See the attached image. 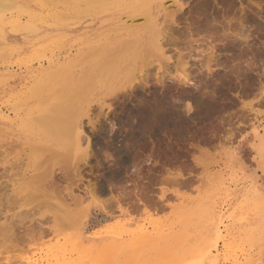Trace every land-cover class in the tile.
Returning a JSON list of instances; mask_svg holds the SVG:
<instances>
[{
	"label": "rangeland",
	"instance_id": "374dc122",
	"mask_svg": "<svg viewBox=\"0 0 264 264\" xmlns=\"http://www.w3.org/2000/svg\"><path fill=\"white\" fill-rule=\"evenodd\" d=\"M15 1L35 13L39 31L33 34L14 29L17 22L30 24L28 13L9 14L7 23L0 24V80L9 79L6 86H0V117L10 114L9 120L0 118V257L3 253L6 257L0 261L10 259L2 264H21L35 254L63 257L68 252L77 264H209L197 255L214 240L221 208L224 218L235 215L227 222L231 232L228 242L233 247L229 255L246 252L252 264H264V215L256 198L264 192V155L252 146L255 124L264 125V0H178L161 16L174 27L170 30L173 36L168 34L172 50L167 52L175 58L168 62L174 68H170L172 75L169 73L173 79L160 85L152 76L149 86L128 93L124 101L114 97L117 92L107 96L112 105L104 112L102 99L95 102L92 114L98 123L93 127L84 119L92 143L90 158L77 166L74 161L55 165L58 158H54L49 163L51 169L46 162L43 167L53 168L50 172L55 173L43 179L45 184L53 178L50 185L29 182L32 172L24 173L27 161H22L25 153L21 150L26 146L15 147L22 120L8 100L31 86L42 68L37 52L46 51L50 57L59 34L68 40L56 54L61 59L74 56L84 42L99 38L112 27L117 15H83L57 28L55 14L69 10L62 1ZM241 6L245 15H250V29L255 26L261 32L256 30V37L248 44L236 42V49L233 40L224 41L225 51L217 42L215 52L220 62L228 58L232 64L236 59L233 64H242L244 71H238V78L215 66L213 74L201 71L202 60L211 54L215 42L201 41L204 35L197 36L196 29L207 20L220 21V26L233 19L239 21L244 14ZM190 30H195L194 35L188 34ZM191 37L200 38V42ZM251 45L253 55L248 52L239 59L241 51ZM177 50L192 56L193 66L186 71L192 72L191 85H181L174 78L184 74L174 67ZM153 66L152 74L162 72L157 62ZM38 186L46 188L44 195ZM147 222L155 228H150L146 240L133 244L140 233L127 232L137 231ZM110 232H123L124 236L114 242L109 239ZM2 248L15 252L5 253ZM220 249L227 253L223 244ZM11 253H15L12 259Z\"/></svg>",
	"mask_w": 264,
	"mask_h": 264
},
{
	"label": "bare ground",
	"instance_id": "6f19581e",
	"mask_svg": "<svg viewBox=\"0 0 264 264\" xmlns=\"http://www.w3.org/2000/svg\"><path fill=\"white\" fill-rule=\"evenodd\" d=\"M60 1H62L69 8V10L66 13L55 14L57 15L56 16L57 21H59V24L56 26L57 28L68 26L67 24L70 23L69 21H72L73 19H77L78 17L83 15L85 16V15H93V14L110 13L112 15H117V21L112 22V27H110L105 33L99 36V38L97 39L90 38V40L84 42L83 44L81 43L82 47L78 52V54L74 56H68L67 58L64 59H61L59 57L60 55L56 54V50L59 49V47L63 43H65L67 38L62 34H59L56 37V39L53 41L55 47L54 49H51L52 51L50 57L47 56L46 51L41 50L42 52H37L36 59L41 60L40 64L42 68L40 72L35 76L31 86L23 90L20 94L15 96V98H13L11 101L8 100L9 103H12L11 107L13 112H15L16 116L17 115L20 116L22 120V125H21L22 131L20 132L19 135L16 136V141L18 143L13 142L16 143V145L15 144L13 145H15V147L20 146L19 144L26 146V149L21 150L22 153H25L24 156L22 155L23 159L24 157L25 159L23 160L21 157L22 161L23 162L27 161L24 163L26 166L25 167L26 171L24 170V173L31 171L32 175L30 174L31 176L30 175L28 176L31 179L29 182L34 181L35 183V181L36 182L40 181L37 183L40 184L42 183L43 185H45L46 183L49 184V180H50L47 179L48 182L47 180H45V184H44L43 183L44 178L48 177L49 174H55L52 173L54 172L52 171L54 170L53 168L52 170H50L51 164L49 163L51 162L52 159L58 158L56 160L57 162L55 163V165L59 164V166H62V165H66L68 162L72 163L74 161L76 162L75 165L77 166L78 162L79 164L80 162L86 163V161H88V159L90 158L92 153L91 152L92 143L90 137H88L85 131L84 119H87L88 124L93 127H95V124L98 123V117L96 118L95 115L92 114V108L95 102H98L102 99L101 100L102 102L100 103L101 111L108 105L109 106L107 108L110 109V106L112 104L111 103L108 104L107 103L108 101H106L105 97L112 96L113 94L115 95V93L117 92V94L114 97L117 98V100H120V97L121 98L123 97V101H124V99H127L126 97L129 96L128 93L132 95V92L135 91V89H145V87L149 86L148 85L150 81L149 79H151L152 76H154V79L158 84L160 85L165 84L166 83L165 81L167 79L169 80L170 78H172L170 68L173 67H170L168 62H171L173 59H175L173 58V55L167 56V52H170L172 50L169 48V46H172L170 40L172 37L169 38L170 35L168 34L171 33V36H173L172 31L170 30L171 28L173 29L174 27L173 24L172 26L171 24H168V21L164 22V20L161 19V16L163 13L168 12V10L174 4L178 3V0H60ZM239 1L240 3L242 2L241 0ZM258 5H256V7H259ZM115 6H117V8H115ZM241 9H242L241 10V15H242L244 13V10L246 9L243 8V6H241ZM13 13H17L19 16L23 13H28L31 18L30 24L25 26H22L20 22L14 23L13 27L15 30L28 31L33 34H36L39 31V26L37 24L38 21L35 20L37 16L32 10L21 6L15 0H0V24L2 25L6 24L9 14H13ZM106 15L109 16V14ZM248 17L244 13L240 17L239 21L238 20L235 21L233 19L221 26L218 24L220 21L217 23L215 21H208L206 19L207 20L206 24H203V26L199 25L198 30L196 29L195 34L198 33L204 35L201 41H204L206 43L209 42L210 44H212V42L213 43L215 42L214 43L215 45L213 44L214 45L213 48L211 47L212 49L211 54L207 56L205 59L202 57L204 60H202L203 64L202 67H200L202 68L201 71L204 69V71H206L207 73L213 74L214 72L213 66H215V68L217 69H224V70L228 69L231 72V74L234 76H236L237 74L239 75L238 72L239 70H241L242 72L244 71V68L242 69L240 68L243 67L242 64L241 66H239L240 65L239 63L233 64V62H235L236 59L235 60L232 59L233 65L230 63V61L228 63L227 61L229 60L228 58H226L225 60L227 64L225 63V61H221L222 62L221 63L219 59L220 55L217 54L218 51L217 52L215 51L218 45L217 42H220L219 44H222L223 46L222 50H224L226 49L224 48L226 45L224 41L233 40L235 42L234 43L235 48L233 49H236L238 47V45H236V42L241 40L239 42L242 43V41H244L245 44H248L249 40L256 37L255 36V34H257L256 30H258L257 32H261V30L259 31V29L253 28L255 26H253L250 29L251 26H249L250 20L248 19ZM261 19L264 20V18L262 17ZM234 24L236 26H234ZM178 29L179 28H177L176 30ZM220 29L222 34H220ZM191 30L189 31L191 33L188 34L194 35L193 32L195 30L193 32ZM196 39L197 38L193 39V42L199 43L200 38L198 40ZM233 41L231 42L233 43ZM228 46L230 45H227L226 47ZM233 46L234 45H231V47ZM219 49L220 48H218V50ZM181 52H179L177 56L174 55V57H176V61L174 60L175 62L174 67L175 69L181 68L184 74L182 76H174V78L176 79L177 83L181 85H189V84L191 85L192 83L191 81L193 79L191 77L192 74L191 75L189 74L192 72H190L189 74L187 72L193 66L191 65V60H189V58L191 59L192 56L191 55L184 56V54ZM241 52L242 53L240 54L241 56L239 59H242L243 54L245 56V53L250 52L252 54L254 52V48L251 45L248 48V50L245 51L243 50ZM227 55L229 57V54ZM161 61L163 62L166 61V64L162 63ZM156 62L159 64L158 70L159 71L161 70L162 72L154 73L155 72L154 71L153 72L154 74H152L150 72V70H152L150 69L151 68L150 66H153V64H155ZM160 62L162 64H160ZM230 64L232 66H229ZM162 65H164V67H162ZM248 66L250 68L252 67L251 64H248ZM154 68L156 69V67ZM236 77L238 78V76ZM8 83H9L8 78H3L2 80H0V86H6ZM192 96L193 95H190L189 97L192 98ZM193 99L195 100L194 97ZM136 111L140 112L141 110H139L138 108ZM9 115L10 114H7L6 117H4L5 115H1L0 118L2 120L3 119L9 120ZM93 115L95 118L92 117ZM94 119H97V122L93 121ZM146 119L147 118L145 117V120ZM255 125L256 127L253 131L252 146L257 154L264 155V125H257V124ZM46 162H48L47 166L50 169H48L45 166L43 167V165ZM76 166L75 169L77 170ZM60 169L62 168L60 167ZM25 175L26 174L22 176L26 179ZM52 179L53 178H51L50 181H52ZM41 187L42 186L39 187L41 189L40 192L43 194L42 190L43 189L46 190V188L42 189ZM29 188L31 189L32 187L30 186ZM33 188L32 190H34ZM30 194L32 195V193ZM256 198L261 202L259 211H261V213H263L264 215V192L262 191L259 194H257ZM222 211L223 210L221 208L222 216L221 218H218L220 220L218 222L219 223L218 227H216L217 231L216 233H214L213 231V233L215 234L214 240L209 244L208 247H206V249L203 252L199 254V256L197 255V257L199 259L202 257L203 259H208L209 264H252L251 260L247 258L246 252H242L241 255L236 254L233 257H231L232 254L230 252L233 249V247H232V242H228V238L229 236H231V232L229 226L227 225V222L233 219V217L235 218V215H231L229 218H224V214ZM63 225H65V223H63ZM150 228H155V224L152 222H147L144 223L139 230L130 231V232L128 231L127 233L132 235H137L140 233L139 234L140 236L138 235L139 237L137 236L132 242L133 244H135L140 242L142 239L146 240L148 238L146 236ZM110 234H112V236L109 237V239L114 240V242L115 241L117 242V238L122 239L124 236L123 232L119 234H117V232H110ZM78 242H76V244ZM221 244H223L227 252L226 254H224L222 252L223 250L220 249ZM8 249L9 248H7V251H5L6 249L2 248V250L5 251V253L7 252L10 253V250L12 249H10L9 251ZM31 250L34 251L35 249L32 248ZM13 251L14 250H12V252ZM27 252L22 253V255L24 256L25 254L26 256ZM79 252L80 251H78V253ZM13 254L11 253L12 255L10 257L11 259L13 258ZM193 255H196V253ZM14 256L17 257V255ZM18 256L19 259L21 260L20 257L21 255ZM73 257L74 255L69 252L66 255H63V257L54 253L52 254L45 253V255L43 254L39 256L35 254V256L27 259L26 261L24 262L22 261L21 264H53L54 261H56V264H77L75 263ZM2 261L7 262L5 261V259H3ZM2 261H0V264H2ZM11 262L12 263L9 264L15 263V261H11ZM180 263L181 262H179V264ZM199 263H201V261ZM175 264H177V262Z\"/></svg>",
	"mask_w": 264,
	"mask_h": 264
}]
</instances>
